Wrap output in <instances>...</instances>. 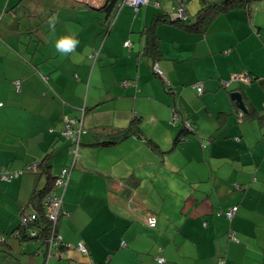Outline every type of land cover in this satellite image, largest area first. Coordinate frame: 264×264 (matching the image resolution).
Returning a JSON list of instances; mask_svg holds the SVG:
<instances>
[{"label": "crops", "instance_id": "crops-1", "mask_svg": "<svg viewBox=\"0 0 264 264\" xmlns=\"http://www.w3.org/2000/svg\"><path fill=\"white\" fill-rule=\"evenodd\" d=\"M157 1L162 8L137 13L120 7L110 25L91 7L103 15L99 27L85 37L83 26L57 33L79 40L62 56L49 39L52 26L44 30L34 19L40 8L67 7L80 21L73 3L84 2L0 0V264H159L160 257L164 264H264V0L217 15L202 30L157 25L160 77L144 51V30L176 1ZM199 7L188 1L191 16ZM243 74L253 80H233ZM201 81L204 94L193 87ZM235 92L243 96V120ZM137 118L141 134L110 148L93 144L94 127ZM68 120L83 123L77 156L62 135ZM47 155L52 175L71 169L58 241L20 242L19 216L32 213L46 176L30 170L9 182L3 170H27ZM150 213L155 229L145 223Z\"/></svg>", "mask_w": 264, "mask_h": 264}, {"label": "trees", "instance_id": "trees-1", "mask_svg": "<svg viewBox=\"0 0 264 264\" xmlns=\"http://www.w3.org/2000/svg\"><path fill=\"white\" fill-rule=\"evenodd\" d=\"M122 1L123 0H108L104 4V6L100 8L102 13L105 15L106 21L108 20L107 24L109 25L112 24L113 21L117 18ZM258 1L261 0H200L199 1L200 7L198 12L194 16H191L188 11L189 14L187 15V18L185 20L176 19L173 14L174 13L173 9H169V10L162 9L160 13L155 15V18L152 21L151 25L147 26L144 30V34L147 35L144 51L147 55H152L153 57H155L153 61V68L155 65H158L160 69L158 63L159 57H157V54L159 55V53H161L159 50L160 41L157 34L154 31L157 25L172 24L185 31H197L199 29L202 30L212 21L213 18H215V16L223 14L227 11H232L240 8H245L247 10H250V6ZM125 6L128 5H124L123 7ZM141 8H139L138 10H136L135 8L133 9L137 13ZM107 29L109 30L110 28ZM107 29L106 31L108 32ZM95 55L97 54L94 53L91 56V59L93 61L97 60L98 55L96 56V58ZM158 77L160 76L158 75ZM201 83H203L204 85L202 91V94H204L205 83L203 81H201ZM19 87H20V83L19 86H16L17 92H21V87H20V91H18ZM180 111L181 110L179 109V107H175L174 117L175 116L177 117V115L180 114ZM238 112L239 115L241 113V110ZM178 121H180L178 117H177V121L174 119V122H178ZM187 130H188L187 126L184 127V131ZM90 132H91L90 134L94 138L92 140L93 144L97 145L98 148H110L120 144L121 142L128 140L133 136H137L138 134H141L142 131H141L140 119L137 118V120H133L128 126L125 127L97 126L91 129ZM180 138L182 137L180 136ZM180 138L176 141V144L178 142L180 143L181 141ZM82 140L83 139H81V144H82ZM236 140L240 141L239 138H236ZM146 142L154 152L158 154L163 153V150L160 149L159 145L154 140L147 138ZM72 147L73 145L71 144L70 148L72 149ZM49 157L50 156L47 155L46 158H44L43 161H41L38 164L39 166L36 175L37 176L45 175L46 183L42 187L36 189L35 192L33 193L32 198L30 200V204L32 206V213H27L29 215L34 214L36 219L34 221L29 222L28 224H24L22 221V216L25 215L24 214L25 212L24 213L21 212V215L19 216L20 223L17 226L15 232H17L16 238L20 242L34 241L42 245L44 244L48 245L51 244L53 240H55L58 234L60 221L63 216V213H61L59 220L56 223L51 221L46 213L47 198L49 194L53 191V187L56 182V179L59 177V175H52V173H50L51 166L47 165L49 161ZM127 180L130 183L134 184L133 177H130ZM59 246L61 248H64L63 242H61Z\"/></svg>", "mask_w": 264, "mask_h": 264}, {"label": "built area", "instance_id": "built-area-1", "mask_svg": "<svg viewBox=\"0 0 264 264\" xmlns=\"http://www.w3.org/2000/svg\"><path fill=\"white\" fill-rule=\"evenodd\" d=\"M80 1L89 3L91 5H95L97 7H101L103 5L102 3H104V0H80ZM175 1H176L175 7L172 8L174 11L173 14L175 18L180 19V20H185L187 18V15L189 14L188 8H187L189 0H175ZM124 5L131 6L135 8L136 10L144 6H148V5H153L156 8H162L161 4L157 0H123L120 7H123ZM125 46L130 47L132 46V44L131 42H127ZM96 54L98 55V53ZM97 55H95V58ZM154 70L157 73V75L163 76V73L159 69L158 65L154 66ZM233 80L241 82V83L243 82L248 83L252 81L253 79L250 76L243 74V75H239L238 77L233 78ZM231 83H232L231 81L223 82V84L226 87L230 86ZM17 85L19 86V83H17ZM203 86H204L203 83H199L193 87L194 89H197L199 93H202ZM18 91H20V87ZM243 116H244V113L243 111H241V113L239 114L240 120H243ZM174 119L177 121L176 116L174 117ZM83 134H84V128L80 120L78 121L68 120L66 129L62 132L63 137L73 145L71 153L76 156L78 155V150H79V147L81 146V137ZM38 166H39L38 164L33 163L30 166H28L27 170H22V171L3 170L2 178L10 182L13 179H16L22 176L26 171L32 170L34 172H37ZM70 175H71L70 168L64 167L61 170L59 177L56 179V182L53 187V191L49 194L47 198L46 213L49 219L55 223L59 220L61 213H63V197L69 185ZM58 191H60L59 194H58ZM236 211H237L236 207H231L225 212V215L227 216L229 220H232L236 215ZM35 219L36 217L34 214H31V215L27 214V215L22 216V221L24 224H28L29 222L34 221ZM145 223L147 227H149L150 229H155L158 224V219L155 215L150 213L147 215L145 219ZM232 236L234 237V232H232ZM55 241H58V234L55 240L52 241V243ZM236 241H238V239H236ZM61 242L62 240L59 239L58 244L60 245ZM77 248L82 253L87 254V249L83 243H79ZM165 262L166 261L164 258L160 257L158 259L159 264H164Z\"/></svg>", "mask_w": 264, "mask_h": 264}, {"label": "rangeland", "instance_id": "rangeland-1", "mask_svg": "<svg viewBox=\"0 0 264 264\" xmlns=\"http://www.w3.org/2000/svg\"><path fill=\"white\" fill-rule=\"evenodd\" d=\"M196 1L199 2L200 0H196ZM55 2L60 4L61 0H55ZM62 3H64V2L62 1ZM73 5L77 6L82 11V13H80L81 14L80 21H77L76 19H74L75 17H73L74 15H73L72 9L67 8V7H64L62 9L61 13H59L60 10H58V9H54L57 12H52V11H43V9L40 8L38 10L40 13V16L38 18H35L34 20H37V22H38L37 24L40 25L39 27H42L44 30H47V28H48L47 26L50 25L49 21L51 20V18L53 16L56 17L55 26H56L57 22H61L62 20H63V22L65 21V23H61L59 25V27H54V29H52L53 27H51L52 34H48L49 39L55 38L56 40H58L57 36H56L57 33H61V34L67 33L68 34V33H74L75 31L81 32L82 26L84 27L83 37H85V36L89 35V33L91 32V29L93 27H95V29L97 27H99L98 20L100 18H102L103 15L98 10L91 8V7L100 8V7H97L95 5H91V4L85 3V2L83 4L73 3ZM164 9H166V8H164ZM75 34H78V33H75ZM98 34L99 33H97L94 36L96 37ZM104 35H105V33L101 34V38H103ZM51 46H53V45H51ZM59 193H60V191H58V194Z\"/></svg>", "mask_w": 264, "mask_h": 264}, {"label": "clouds", "instance_id": "clouds-1", "mask_svg": "<svg viewBox=\"0 0 264 264\" xmlns=\"http://www.w3.org/2000/svg\"><path fill=\"white\" fill-rule=\"evenodd\" d=\"M56 17L53 16L49 21L50 25L54 28ZM79 45V40L72 36H62L55 43V49L62 56H68L75 52L76 47Z\"/></svg>", "mask_w": 264, "mask_h": 264}, {"label": "water", "instance_id": "water-1", "mask_svg": "<svg viewBox=\"0 0 264 264\" xmlns=\"http://www.w3.org/2000/svg\"><path fill=\"white\" fill-rule=\"evenodd\" d=\"M107 1H108V0H107ZM232 99L235 100V101L237 102V104L239 105V108H240L242 111L246 109L245 104H244V100H243V96H242L241 93H239V92H235V93H233V94H232ZM81 121H83V120L81 119ZM82 125H83V123H82Z\"/></svg>", "mask_w": 264, "mask_h": 264}]
</instances>
